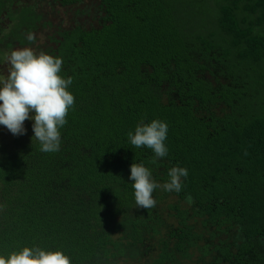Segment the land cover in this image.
Returning <instances> with one entry per match:
<instances>
[{
    "label": "trees",
    "instance_id": "trees-1",
    "mask_svg": "<svg viewBox=\"0 0 264 264\" xmlns=\"http://www.w3.org/2000/svg\"><path fill=\"white\" fill-rule=\"evenodd\" d=\"M96 1L94 24L66 27L38 1L0 0L4 59L23 47L61 57L74 96L58 151H40L27 119L0 139V254L36 245L71 264H264V0ZM152 119L168 124L155 161L127 140ZM139 162L161 185L186 168L181 191L157 188L153 207H137L128 175Z\"/></svg>",
    "mask_w": 264,
    "mask_h": 264
},
{
    "label": "clouds",
    "instance_id": "clouds-1",
    "mask_svg": "<svg viewBox=\"0 0 264 264\" xmlns=\"http://www.w3.org/2000/svg\"><path fill=\"white\" fill-rule=\"evenodd\" d=\"M26 39L32 41V33H28ZM7 60L10 64L7 77L0 78V126L14 136L22 135L26 131L24 121L27 119L32 122V137L39 142L40 151H58L60 129L66 124V114L74 103V96L68 89L72 77L61 75L62 58L23 47L11 51ZM167 132L166 121L141 120L134 131L127 133V140L136 148L151 149L155 161L168 155ZM187 174L186 168L173 166L168 169V180L161 185L153 179L151 169L143 162L131 163L128 179L136 206L153 207L156 203L153 192L160 187L164 191L180 192ZM0 264H71V259L60 249L33 245L24 246L7 256L0 254Z\"/></svg>",
    "mask_w": 264,
    "mask_h": 264
},
{
    "label": "rangeland",
    "instance_id": "rangeland-1",
    "mask_svg": "<svg viewBox=\"0 0 264 264\" xmlns=\"http://www.w3.org/2000/svg\"><path fill=\"white\" fill-rule=\"evenodd\" d=\"M20 2L34 3L38 1L39 9L44 11L48 19L52 21L54 26L64 25L68 27L74 23L81 25L94 24L97 18V1L96 0H82L76 5L67 8L56 5L52 0H19ZM42 1V2H41ZM52 3H51V2ZM41 2V3H40ZM6 16L2 17V21H7ZM43 40V33L40 35V41ZM9 54V53H8ZM4 54L0 51V59H4ZM7 55L5 57V65L8 63ZM4 59V60H5ZM4 64L0 65V74L6 75L7 69ZM13 135L3 126H0V139L11 138Z\"/></svg>",
    "mask_w": 264,
    "mask_h": 264
},
{
    "label": "flooded vegetation",
    "instance_id": "flooded-vegetation-1",
    "mask_svg": "<svg viewBox=\"0 0 264 264\" xmlns=\"http://www.w3.org/2000/svg\"><path fill=\"white\" fill-rule=\"evenodd\" d=\"M6 11H3L2 15H0V31L3 29V28H7V25L9 23V19L7 18V16L5 15ZM3 16H6V18L8 19L7 21H2V17ZM8 55V54H7Z\"/></svg>",
    "mask_w": 264,
    "mask_h": 264
}]
</instances>
